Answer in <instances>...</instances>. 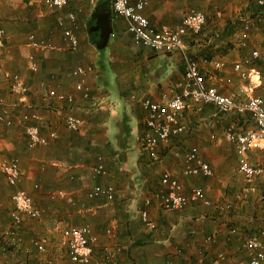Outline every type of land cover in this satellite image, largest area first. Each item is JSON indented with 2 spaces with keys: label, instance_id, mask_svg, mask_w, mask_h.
Listing matches in <instances>:
<instances>
[{
  "label": "crops",
  "instance_id": "crops-1",
  "mask_svg": "<svg viewBox=\"0 0 264 264\" xmlns=\"http://www.w3.org/2000/svg\"><path fill=\"white\" fill-rule=\"evenodd\" d=\"M194 5L187 0H146L144 13L155 29L164 31L179 26L189 10H202L206 24L200 34L184 38V50L198 61L207 85L243 100L239 90L247 81L233 70V64L264 46L260 23L264 16L259 15L264 8L253 0ZM244 21L251 22L252 28L241 46L240 22ZM254 23L260 26L257 31ZM0 29L4 31L0 113L6 109L11 118L10 126L0 121V168L5 161L19 160L23 175L18 188L41 211L38 219L24 217L15 224L14 188L0 170V264H73L61 232L83 225L97 238L94 256L110 258L111 264L249 263V242L264 243V176L248 182L238 172L235 145L225 136L229 129L236 133L253 129L248 115L221 114L211 105H195L182 111L187 133L160 144L157 160L141 143L146 120L141 101L164 103L179 93L185 71L181 52L156 53L134 44L126 20L113 12L110 0H69L62 10H51L42 0L18 4L0 0ZM66 29L73 32L76 50ZM30 34L45 40L47 47L32 48ZM107 61L113 81L106 72ZM217 61L225 63L222 69L213 67ZM78 66L94 68L85 81L88 97L75 88L78 78L72 72ZM250 66L261 71L262 85L255 93L264 98V64L252 61L243 69ZM15 74L29 90L24 103L10 93ZM50 92L72 95L74 101H59L49 97ZM33 109L41 115L42 135L50 130L57 133L47 146L28 147L24 117ZM69 114L83 121L79 131L65 127L64 117ZM247 120L251 124L246 125ZM193 147L212 168L211 177L183 175L184 155ZM248 156L251 163L264 166V151ZM99 163L104 172L94 176L92 167ZM164 173L178 179L185 195L194 187L202 188L212 205L160 208L154 195L163 189ZM107 184L115 188L113 200L88 197L94 186ZM142 211L153 228L145 226ZM43 238L45 251L40 252L37 243Z\"/></svg>",
  "mask_w": 264,
  "mask_h": 264
},
{
  "label": "built area",
  "instance_id": "built-area-1",
  "mask_svg": "<svg viewBox=\"0 0 264 264\" xmlns=\"http://www.w3.org/2000/svg\"><path fill=\"white\" fill-rule=\"evenodd\" d=\"M255 4L264 8V0H254ZM43 4L51 10L64 9L69 0H42ZM114 13L123 17L127 23V31L130 33L133 43L144 46L156 53L181 52L185 71L183 80L179 84V93L175 94L164 103L153 102L148 99L141 101V107L146 111L145 128L142 132L141 143L144 150L152 160L158 159V146L167 144L174 136L187 133L188 127L182 120V111L200 104H210L221 114L237 113L239 115H248L253 121L254 128L242 132H234L232 129L226 131L227 140L235 145L238 155V172L245 177L248 182L264 176V166L253 164L249 160V153L252 151H264V98L256 95L255 90L261 83V71L257 67L250 66L244 70V65L252 64V61H260L264 64V46L252 49L249 58L233 64V70L239 73L240 77L247 81V84L239 90V101L235 97L223 94L213 86L206 84L200 73L199 64L196 59L186 53L184 38L188 35H198L206 24V14L202 10L191 9L184 16L181 24L177 27L169 28L164 31L155 29L148 17L145 15L146 0H110ZM264 16V12L259 14ZM258 16V15H257ZM259 19V16L257 17ZM71 22L74 17L70 16ZM252 28V23L244 21L242 23V34L239 44L246 45L248 32ZM264 32V25L262 28ZM65 35L71 43L73 50L77 49V41L71 29L65 30ZM4 38V31L0 29V42ZM29 44L32 48L47 47V42L37 39L34 34L28 37ZM32 60L33 57L31 56ZM223 61H217L213 67L218 70L224 67ZM35 66H32L34 69ZM0 66V76H1ZM93 67H76L72 75L78 78L76 90L84 93L85 97L89 96L90 89L85 81L89 73H93ZM230 82V79L227 80ZM10 93L18 98L20 103L26 102L28 87L22 82L19 75L12 76L9 85ZM49 97L56 98L59 101L72 103V95L49 93ZM25 127L24 134L27 139L28 147L47 146L52 139L57 138L55 130H50L47 136L41 133V115L36 110H31L29 115L24 117ZM0 121L10 126L11 118L9 111L3 109L0 113ZM64 125L66 128L79 131L83 121L73 115H65ZM185 176H203L211 177L213 170L199 155L196 148H190L184 155ZM103 164L99 163L92 167L94 176H99L104 172ZM7 183L14 188L11 199L14 204L12 220L15 224L22 222L24 217L38 219L41 211L34 205L32 198L21 188H18L19 181L22 177L20 163L17 158L5 161L0 168ZM162 190L155 193L154 197L158 201L159 207L166 210H182L189 203H200L206 207L212 203L206 198L202 188L194 187L189 195L181 192L182 187L178 179L169 173H164L161 178ZM100 195L105 196L109 201L114 199L115 188L111 184L106 186L96 185L89 192V198H95ZM264 204V195L261 196ZM148 204L149 201L147 200ZM141 219L145 226L153 228L152 221L149 220L146 211L140 213ZM62 242L67 248V254L73 264H111L110 258L97 259L94 256V243L97 238L92 234L88 225L79 227H66L61 232ZM211 240V238H209ZM46 239H40L37 243V249L40 252L45 251ZM247 249L249 251L248 264H264V243L258 240L249 242ZM224 259V255L219 256ZM167 264H175L172 261Z\"/></svg>",
  "mask_w": 264,
  "mask_h": 264
},
{
  "label": "rangeland",
  "instance_id": "rangeland-1",
  "mask_svg": "<svg viewBox=\"0 0 264 264\" xmlns=\"http://www.w3.org/2000/svg\"><path fill=\"white\" fill-rule=\"evenodd\" d=\"M14 1H16L17 2V4L18 3H25V1H27V0H14ZM192 2V4H195L194 6H195V8H199V6H200V4H204L205 5V3L208 1V0H187V2ZM250 2L252 1V0H249ZM254 1V0H253ZM194 2V3H193ZM21 7V6H20ZM255 7V6H254ZM18 11H20V12H24L25 10L24 9H21V8H18ZM23 15V14H22ZM243 16V15H242ZM244 17V16H243ZM241 23V25H242V23L243 22H240ZM257 23H259V22H257ZM257 23H254L253 24V27L254 28H259L260 26H255V24H257ZM261 23V26L264 24V23H262V22H260ZM240 25V29H242V26ZM256 28V31L258 30ZM261 37H263V41H264V35L262 34V36ZM108 49L106 48L104 51L106 52ZM101 53V52H100ZM106 65H108V69L106 70V72L109 70V78L113 81V71L111 70V68H110V64H109V62L107 61V63H106ZM245 123H246V125H249V124H251V121L250 120H247V121H245ZM252 124H253V122H252ZM254 125V124H253ZM253 152V151H252Z\"/></svg>",
  "mask_w": 264,
  "mask_h": 264
},
{
  "label": "trees",
  "instance_id": "trees-1",
  "mask_svg": "<svg viewBox=\"0 0 264 264\" xmlns=\"http://www.w3.org/2000/svg\"><path fill=\"white\" fill-rule=\"evenodd\" d=\"M257 63H260V64H263L262 62H260V61H257ZM206 105H210V104H206ZM212 106V105H211ZM214 107V106H213Z\"/></svg>",
  "mask_w": 264,
  "mask_h": 264
}]
</instances>
